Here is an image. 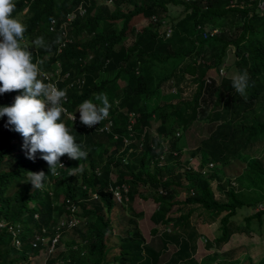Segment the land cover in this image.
Listing matches in <instances>:
<instances>
[{
  "label": "trees",
  "instance_id": "obj_1",
  "mask_svg": "<svg viewBox=\"0 0 264 264\" xmlns=\"http://www.w3.org/2000/svg\"><path fill=\"white\" fill-rule=\"evenodd\" d=\"M77 3V0H18L14 2L12 16L28 7L25 21L31 25L30 30H43L42 26L54 17L60 25ZM110 6L91 2L86 16L78 17L74 23L71 33L87 39L83 56L91 54L93 60L82 66L81 50L76 48L72 52L66 48L65 74L69 73L73 80L81 78L84 83L70 89H67L68 81L61 85V89L67 90V107L71 112L86 99L99 103L95 100L97 93H105L112 105L109 112L114 121L113 133L90 134L86 141L89 155L84 163L89 160L92 170L103 162L104 153L111 152L99 180L101 202L79 203L81 213L91 217L85 225L75 227L72 236L65 235L59 244L62 251L47 256L46 264H198L195 255L199 220L208 224L220 221L222 234L216 239L220 246L228 244L237 234H250L255 220L262 229L264 211L246 217L244 226L236 220L238 210L244 207L256 210L264 204V163L244 154L251 143L264 136V15L252 0H114L112 9ZM176 7H182L183 14L170 21ZM142 20L148 25L138 30L137 24ZM162 22L171 27L168 38ZM213 29L219 33L205 38L204 32ZM230 48H234L233 65L237 73L247 69L250 76L245 96L233 89V78L206 80L212 70L217 74L221 69L230 70L223 67ZM47 53L39 49V53L32 54V61L40 60L44 70H54L53 63L61 56L46 62L42 59ZM73 68L78 69L76 74ZM187 79L196 85L190 100L182 96L180 88ZM167 85L178 89L177 99L172 101L169 95L161 94ZM129 113H134L136 120L134 137H130L128 129ZM205 119L214 126L199 125L207 131V136L190 152L191 158L201 157L200 169L189 167L181 172L179 142ZM0 120V140L5 147L8 117ZM152 122L160 123L155 132L151 130ZM75 133L78 143L83 133ZM114 135H118L117 140ZM126 138L132 141L129 147H125ZM108 142L110 147L106 146ZM165 148L170 152L165 154ZM5 156L0 143V220L15 225L16 218L1 190ZM126 157L128 163L124 162ZM169 161L171 164L167 165ZM208 164L214 167L209 174L203 170ZM113 173L118 184L129 186L131 204L140 196L144 200L152 197L158 205L150 219L156 226L151 233L161 237L160 249L146 242L138 225L144 213H133L132 207L127 236L120 243L113 242L110 222L102 214L104 209L114 206L112 193L108 191ZM232 180L238 182L239 191L231 187L223 195L222 191L225 193L233 185ZM90 181L85 174L84 183L89 185ZM214 182H217L216 190ZM77 184L75 176L68 180L67 197L75 203H78L77 195L85 194L82 188L76 189ZM159 189L166 194L161 195ZM183 191L186 194L180 200L178 196ZM175 212L177 216L172 217ZM38 213V220L31 218L30 225L20 230L17 237L22 243L20 248L13 246L14 238L8 229H0V264L20 261L30 264L29 258L40 256L44 249L38 241L35 244L38 247L33 246L36 235L47 225L48 236L52 238L57 224L49 223L50 220L54 215H59V219L67 212L65 206L51 207V202L45 200ZM194 217L196 223L192 222ZM163 226L166 228L160 232ZM116 246L119 253L110 258ZM171 246L176 250L163 261Z\"/></svg>",
  "mask_w": 264,
  "mask_h": 264
},
{
  "label": "clouds",
  "instance_id": "obj_2",
  "mask_svg": "<svg viewBox=\"0 0 264 264\" xmlns=\"http://www.w3.org/2000/svg\"><path fill=\"white\" fill-rule=\"evenodd\" d=\"M16 1L18 0H0V96L4 97L7 103L6 106H0V118L8 117L4 129L8 137L7 145L4 147L3 141L0 140L6 153L1 171L3 175L1 190L9 201L10 211L16 218L15 225L12 221L1 219L0 229H8L14 238L13 246L20 248L22 243L17 240L20 230H25L26 226L30 225L31 218L39 219L38 211L43 209L45 200L51 202V207L62 208L65 206L67 213L59 219V215H54L49 222L57 224L53 228L57 230L54 236L52 238L48 236L49 229L46 225L36 235L35 241L33 240L35 248L38 247L35 246L37 241L44 245L40 256L44 253H47V256H53L58 253V249L62 251L63 248L59 247V244L65 234L72 233L78 225H85L86 220L91 217H85L81 213L79 203H87L90 200L98 205L101 202L102 190L99 180L102 178V167L108 156L111 155V152L108 154L103 152V162L94 170L90 168L89 160L84 163L89 155V149L86 146L87 136L113 133L114 121L112 113L109 112L112 105L108 96L105 93H97L95 100L99 103L86 99L77 106L75 111L71 112L67 107L69 104L67 90L61 89V85L66 81H68L67 89L74 85L82 86L84 83L81 78L73 80L69 73L65 74L64 69L67 67V61L64 53L66 48L73 45V51L77 48L82 52V66L93 60L91 54L83 56L87 48V39L79 38L71 33V29L78 17L86 16L87 6L91 2H97L99 5L102 3L99 0H77L79 5L77 3L62 18L60 25L59 20L54 17L42 26L43 30H30L31 25L25 21L29 15L28 7L22 12L14 14V17L12 16ZM113 1L105 0L109 6ZM41 48L49 52L43 54L44 59L42 60L46 62L53 57L61 56L55 64L53 63L54 70H44L40 60L33 63L32 54L39 53ZM249 81L250 76L245 69L233 77L232 87L239 95L245 96ZM173 90L176 91V88ZM127 115L129 116L130 137H134L133 127L136 122L134 113ZM154 123L152 122L151 130L155 132L157 128L154 127ZM75 131L83 133L78 143L75 141ZM114 136V140H117L118 135ZM131 143L129 138L125 139V147H129ZM110 145L111 142L106 144L107 147ZM141 145L139 143V148ZM133 151L131 149V152ZM164 152L166 154L170 150L165 148ZM165 154L161 155L162 160L165 159ZM121 155L122 153L118 157ZM191 160V157L188 160H183L181 157V162L183 161L182 164L185 165ZM124 162L128 163V157ZM75 164L77 167L74 166ZM210 167L212 168L213 165L211 164ZM85 174L91 180L90 184L96 182L93 186L84 183ZM74 176L78 178L76 189L82 188L85 192L82 196L80 194L76 196L75 199L78 203L67 197L68 180ZM117 180L116 174H111L108 186V191L112 193L115 211L112 215L113 208L104 209L102 212L110 222L115 244L120 243L121 239L127 236L130 229L129 221L132 218L129 206L131 203L128 197L130 188L126 183L118 184ZM159 193L166 194L163 189H159ZM91 207L92 205L89 208ZM124 207H129L131 217L126 219V226L122 227L120 223L126 215L122 214L119 208L124 210ZM133 213H135L134 209ZM115 216L120 218L118 241L114 240L116 226L113 223V218ZM147 243L149 244V242ZM113 251L118 254V246ZM32 257L29 258L30 264H32ZM46 261L47 258L45 264Z\"/></svg>",
  "mask_w": 264,
  "mask_h": 264
},
{
  "label": "rangeland",
  "instance_id": "obj_3",
  "mask_svg": "<svg viewBox=\"0 0 264 264\" xmlns=\"http://www.w3.org/2000/svg\"><path fill=\"white\" fill-rule=\"evenodd\" d=\"M100 3H105V0H99ZM111 5V4H110ZM107 6H109L107 4ZM112 6V5H111ZM109 7L112 9V7ZM183 8L182 7H176L174 13L171 15V19L174 21L178 19V17H181L183 14ZM48 22H46L47 24ZM148 25V22L146 20H142L140 23L137 24L138 30H141L145 26ZM74 46L70 45L69 50L73 51ZM234 63V48H230L227 52L226 57L224 58V66L225 68H230V70H224L225 71V78H233L237 74V70L233 65ZM172 66V64H171ZM74 69V74L77 73L78 69ZM161 69V67H160ZM162 74V73H161ZM162 76H164L162 74ZM214 80L219 81V76L217 74V71L212 70L207 74L206 80ZM124 84V83H123ZM122 84V85H123ZM173 85V84H172ZM168 87H163L161 90V94L163 96L169 95L171 100L177 99L175 96L178 97V89L176 88V91L173 90L172 86L167 85ZM182 88V96L188 100H190L195 91H196V85L194 82H192L191 79H187L186 82L180 87ZM6 100L4 97L0 96V106H6ZM219 110V109H218ZM212 124V125H211ZM160 125L159 122L154 123V127L157 128ZM199 125H206V126H214L211 121L208 119H205L204 121L196 126L194 131L189 132L184 140L179 142V148L182 150V159L188 160L190 159V153L191 150H194L198 147L200 141L202 139H205L207 136V131L203 130V127ZM188 150V151H187ZM244 154L246 156H250L252 158H257L260 161L264 163V136L259 138V141H255L251 143V146L248 147L244 151ZM183 162V161H182ZM203 161L201 160V157H195L192 158L190 163L188 164V167L185 164H182V168H178L179 171H183L184 168L192 167L194 170H199L200 165ZM184 163V162H183ZM171 164V161L167 163V165ZM211 164H208L207 167H205L203 170L207 174L213 171L214 167H210ZM115 180V178H113ZM184 184L187 185V182L184 180ZM233 185H229L227 189H225V193L223 195L228 194V190L231 187H234L235 190L239 191V185L236 180H232ZM217 182L213 183V188L216 190ZM186 193L183 191L179 194L180 200H183V196ZM130 207L133 206V203L129 205ZM118 208V207H117ZM134 209L135 213H144L143 218L138 220L139 229L146 238L147 242L151 246H153L156 249L161 248V241H160V235H154L151 233V231L156 228L155 224L151 221V215L154 213V211L158 208V205L154 202L152 197H149L148 200L141 199L140 196H137L134 201V206L132 207ZM122 214H125L124 220L120 223V226H126V219L130 218L129 213V207H124V210L122 208H119ZM177 209V207L174 208V211ZM115 207L111 210V215L114 213ZM257 211H264V204L259 205L256 210L250 209L247 207H244L240 210H238L237 214V224L244 226L246 224L245 218L252 216ZM172 217H176L177 213H172ZM120 218L115 216L113 218V223L116 226V234L114 235V240L118 241V238H120V229L119 222ZM193 223H196V218L194 217L192 219ZM258 221L255 220L253 225L251 226V232L250 234H237L232 237L231 241L228 244L225 245H218L216 242V239H218L221 236V230H220V221H216L214 223L208 224L206 222H203L202 220H199L197 224L198 234L199 238L197 240L198 245V251L195 255V260L198 264H264V216L262 220V226L260 229V226L257 223ZM166 227H160V232H162ZM66 238L73 235V233H66ZM80 240V239H79ZM61 249H58L57 252H59ZM176 250L174 246H171L169 249V252H166L163 255V261H166L171 254ZM116 251H111L110 258H112L114 255H116ZM54 255V254H53ZM57 255V254H55ZM47 258V253H44V255L39 257H32L31 263L32 264H45V260ZM112 260V259H110ZM17 264H26L21 263V261Z\"/></svg>",
  "mask_w": 264,
  "mask_h": 264
},
{
  "label": "built area",
  "instance_id": "obj_4",
  "mask_svg": "<svg viewBox=\"0 0 264 264\" xmlns=\"http://www.w3.org/2000/svg\"><path fill=\"white\" fill-rule=\"evenodd\" d=\"M252 1L255 2V3H258V10L260 11L261 14L264 15V0H252ZM153 21L156 22L158 20L156 18H153ZM162 23H163L165 31H167V35L166 36L168 38V37H170V34H171V27H168L165 22H162ZM218 33H219V31L216 30V29L207 30V31L204 32V37L205 38L212 37L214 35H217ZM224 74H225L224 69H221L219 74H218L219 78H225ZM207 81L210 82V79H208ZM192 194L194 195V191H192ZM166 230L168 232H170V229H166Z\"/></svg>",
  "mask_w": 264,
  "mask_h": 264
}]
</instances>
